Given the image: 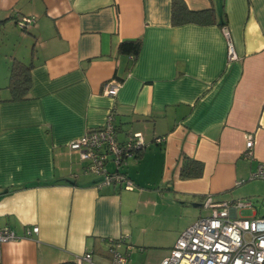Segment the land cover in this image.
<instances>
[{
  "label": "crops",
  "instance_id": "crops-1",
  "mask_svg": "<svg viewBox=\"0 0 264 264\" xmlns=\"http://www.w3.org/2000/svg\"><path fill=\"white\" fill-rule=\"evenodd\" d=\"M183 1L213 7L215 22L172 25L171 0H0V226L17 235L1 244L0 264H60L87 250L108 264L107 240L121 235L141 251L157 248L161 218L202 206L207 194L229 201L264 161V0ZM16 15L35 22L23 31ZM136 38L133 60L118 52ZM13 61L32 63L17 101L7 87ZM110 79L121 83L115 97L102 93ZM111 108L118 140L140 132L145 144L122 168L132 190L103 184L68 148ZM183 155L203 163L200 177H178ZM186 227L147 252L148 264Z\"/></svg>",
  "mask_w": 264,
  "mask_h": 264
},
{
  "label": "built area",
  "instance_id": "built-area-1",
  "mask_svg": "<svg viewBox=\"0 0 264 264\" xmlns=\"http://www.w3.org/2000/svg\"><path fill=\"white\" fill-rule=\"evenodd\" d=\"M16 25L27 31L35 22L34 16L16 15ZM223 34L227 39L228 59H235L226 27ZM121 86L119 80L110 79L103 83L102 93L115 97ZM115 110L111 108L104 123L68 143L70 151L78 154L84 162L83 170L100 174L103 184H118L132 190L133 182L123 171L126 159L145 147L140 132L129 134L125 140L117 137L114 122ZM162 138H156L160 143ZM254 138L246 134L243 155L253 156ZM112 165V169L107 167ZM249 178L264 180V161L259 162L250 172ZM250 202L216 200L211 194L204 196L202 207L210 209L207 216H200L189 224L178 236L168 254L158 264H264V217H237V209L249 206ZM37 226L26 228V234L36 233ZM125 235L107 240L108 264H128L130 244ZM17 235L8 226H0V246L7 241L16 240ZM141 251V249H140ZM60 264H98L91 251L76 254L69 261Z\"/></svg>",
  "mask_w": 264,
  "mask_h": 264
},
{
  "label": "trees",
  "instance_id": "trees-1",
  "mask_svg": "<svg viewBox=\"0 0 264 264\" xmlns=\"http://www.w3.org/2000/svg\"><path fill=\"white\" fill-rule=\"evenodd\" d=\"M213 7L202 10L189 9L183 0H171L170 22L172 25H180L188 22L209 24L215 22ZM141 48V39L122 40L117 47L119 53L130 55L132 60L137 56ZM32 63L24 64L13 61L9 68L7 87L10 91V101L25 99L30 86V69ZM144 147L135 152V158L140 156ZM203 173V163L199 160L183 155L178 172L180 179L197 178Z\"/></svg>",
  "mask_w": 264,
  "mask_h": 264
},
{
  "label": "rangeland",
  "instance_id": "rangeland-1",
  "mask_svg": "<svg viewBox=\"0 0 264 264\" xmlns=\"http://www.w3.org/2000/svg\"><path fill=\"white\" fill-rule=\"evenodd\" d=\"M15 41V40H14ZM13 42V40H12ZM123 165L122 168H124ZM227 199L233 202H250L249 206L240 207L237 209V217L243 218H262L264 217V180L259 178H248L233 189L227 192ZM210 209L202 206H195L194 203L188 204L184 211L175 216L161 218L155 226L154 234L162 238L161 246L148 247L144 251H140L138 247L132 246L130 249L128 264H148L146 257L147 252L157 251L166 245L172 238L175 237V229L178 227L188 226L196 218L207 216ZM151 235V232H148ZM159 245V244H158ZM150 262V261H149Z\"/></svg>",
  "mask_w": 264,
  "mask_h": 264
}]
</instances>
